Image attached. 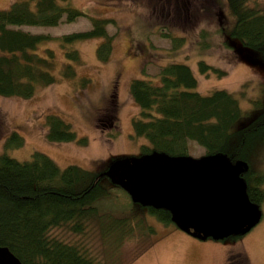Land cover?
<instances>
[{
	"label": "trees",
	"instance_id": "obj_1",
	"mask_svg": "<svg viewBox=\"0 0 264 264\" xmlns=\"http://www.w3.org/2000/svg\"><path fill=\"white\" fill-rule=\"evenodd\" d=\"M67 1L18 0L8 9H0V96L26 99L38 86L56 82L54 51L45 49L44 55L35 52L45 41L58 40L68 60L81 62L78 50L70 45L100 38L96 57L102 63L109 61L114 42V36L106 28L112 22L109 19L91 17L89 29L56 37L23 29L57 26L85 16ZM226 3L234 20L228 36L257 52L264 61L262 0H226ZM179 39L182 41L173 38L175 42ZM198 67L202 74L210 71L218 76L225 74L203 60ZM60 75L73 79L75 67L64 64ZM157 75L159 80L134 78L129 85L130 96L140 108L131 121L133 135L148 141V145L140 147L142 156L153 152L187 156L190 142H195L205 155H223L232 163L242 161L245 165L240 167L239 175L245 182L246 195L255 206L261 205L264 169L253 166L250 152L264 145V83L258 85L257 98L248 101L251 107L243 109L239 99L226 90L197 92V79L184 63L161 66ZM82 82L86 85L89 80L83 78ZM248 86L251 84H243L240 94ZM249 118L252 119L247 124L240 125ZM45 124L50 142L87 143L59 115L48 114ZM23 143V137L12 131L4 147L18 148ZM124 165L115 173L118 182ZM110 177L105 171L93 172L78 165L62 168L39 151L23 161L0 153V246L8 248L22 264H128L132 254L139 257L158 239L157 230L148 218L179 228L169 211L132 200L123 182L114 183ZM54 229H63L77 239L56 237L51 234ZM92 229L100 250L97 245L90 247ZM142 237L150 238L139 242ZM229 237L236 239L240 234ZM132 240L139 247L122 257L121 248ZM234 258L228 259L227 264L247 263L244 256Z\"/></svg>",
	"mask_w": 264,
	"mask_h": 264
},
{
	"label": "rangeland",
	"instance_id": "obj_2",
	"mask_svg": "<svg viewBox=\"0 0 264 264\" xmlns=\"http://www.w3.org/2000/svg\"><path fill=\"white\" fill-rule=\"evenodd\" d=\"M15 1L18 0H0V9H8ZM67 3L85 16L57 26H24L23 29L56 37L89 29L91 17L109 19L112 22L106 28L114 36L112 55L106 63L98 61L96 47L100 38L70 45L78 50L81 62L68 60L56 39L41 43L35 52L44 55L45 49L54 51L53 73L57 80L48 86H38L26 99L0 96V153L6 152L23 161L39 151L62 168L78 165L93 172L105 171L114 183H119L115 173L124 161L142 157L140 147L148 145L144 137H136L132 131V118L140 112L129 93L132 79L159 80L161 66L184 63L196 77L195 90L201 94L226 90L239 99L243 109L250 108L248 101L259 95L258 85L264 83V61L257 52L228 36L234 20L226 0H68ZM175 37L182 41L175 42ZM200 60L225 74L218 76L212 71L202 74L198 67ZM66 63L75 67L73 79L60 75ZM83 78L89 80L86 85ZM246 83L251 86L242 95L240 90ZM48 114L59 115L70 123L78 137L86 138V145L76 141L50 142L46 138ZM12 131L22 136L24 143L18 148L5 149L4 143ZM250 154L253 166L263 170L264 145ZM187 156L201 158L205 151L190 142ZM255 216L256 223L240 233V237L220 240L200 238L191 231L148 218L157 230L158 239L139 257L132 254L128 264H227L228 259L236 256L247 258L243 264H264V202L256 206ZM51 234L67 241L77 239L63 229H54ZM94 234L92 229L90 247L97 245L100 250ZM149 238L138 241L147 242ZM136 245L134 240L126 243L121 256L130 255L139 247Z\"/></svg>",
	"mask_w": 264,
	"mask_h": 264
},
{
	"label": "water",
	"instance_id": "obj_3",
	"mask_svg": "<svg viewBox=\"0 0 264 264\" xmlns=\"http://www.w3.org/2000/svg\"><path fill=\"white\" fill-rule=\"evenodd\" d=\"M124 162L118 179L132 200L169 211L182 230L220 240L256 223V206L239 175L242 161L232 163L223 155L193 158L153 152ZM0 264L22 263L0 246Z\"/></svg>",
	"mask_w": 264,
	"mask_h": 264
}]
</instances>
